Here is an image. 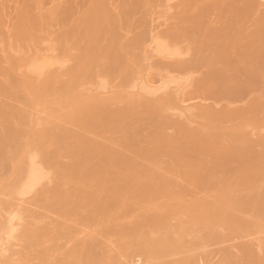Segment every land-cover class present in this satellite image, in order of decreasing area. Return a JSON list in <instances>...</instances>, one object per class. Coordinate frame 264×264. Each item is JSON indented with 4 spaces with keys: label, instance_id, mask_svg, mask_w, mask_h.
I'll list each match as a JSON object with an SVG mask.
<instances>
[{
    "label": "bare ground",
    "instance_id": "bare-ground-1",
    "mask_svg": "<svg viewBox=\"0 0 264 264\" xmlns=\"http://www.w3.org/2000/svg\"><path fill=\"white\" fill-rule=\"evenodd\" d=\"M174 1L0 0V264H264V0H181L255 20L193 63Z\"/></svg>",
    "mask_w": 264,
    "mask_h": 264
},
{
    "label": "rangeland",
    "instance_id": "rangeland-1",
    "mask_svg": "<svg viewBox=\"0 0 264 264\" xmlns=\"http://www.w3.org/2000/svg\"><path fill=\"white\" fill-rule=\"evenodd\" d=\"M68 1L69 0H65L66 5H68ZM115 1L117 2V5L120 7L121 0H115ZM132 1L133 0H131V2ZM180 3H181V0H175L174 1V4H177V8L175 10L174 9L171 10L172 11L171 12L172 13V16H170V17H173V18H171L169 20L171 22H168V23H170L168 26L163 27L161 29V33H162V36H165L172 29L182 28L183 26L186 27V28H189V30L197 31L198 35L195 38H189V37H184L182 35H179V37H177L175 39L172 38L171 41H170L171 44L177 45L180 48V50H182V51H186L188 48L191 49V52H192L191 56L189 55V57L185 58V59H187V63H193V62H197V61L199 62V61H201V60H199L200 58L198 57V49H199V44L203 41L202 38L205 39L204 43H206V45H209L208 43L212 44L211 41H216L217 39H219L222 36V33H219L218 31H220L224 27H225L224 32L226 33L228 31H230L232 28L236 27L237 25L239 27H245V28H247V27H250L251 25H253V23L255 22V20H251L252 18H249L248 19L246 17H245V19H242L240 17L239 18H236V19L233 18V20L228 19L227 16H226V13L227 12H225L223 10H221V11L216 10V11L212 12L209 15H207V14H201V10L203 8L202 6L201 7L191 8L189 10H186ZM162 10L163 9L162 8L160 9V7H157V8H154L153 9V11H155V12L156 11L157 12H161ZM77 11L78 12H82V10L81 11L77 10ZM143 14L144 13H138L137 14V18L140 19L143 16ZM197 16H199V20L201 19L200 24L202 22L206 21L209 24V27H211L212 30L211 31H208V30H205V29H200V31H199L197 27H194L193 28V25L187 26L186 23L189 22V19L192 22V19L194 17H197ZM183 17H185V18H183ZM214 30H217V31H214ZM186 39H192L193 41H188V40L186 41ZM206 47L207 46L203 47V49H205ZM205 65H206L205 62H200V64H199V67H201L200 68V72H199L198 75L195 76L197 79L200 78L201 76H203L204 74H206V73L209 72V68L205 67ZM216 68L220 70L223 67H222V65H217ZM253 99H255V101L258 100L259 102L264 103V87L263 88L260 87L257 92H255V93H253L251 95H248L247 97H245L244 101L238 102V103L232 105V107H236V108H247L248 107V104H249V101L250 100L252 101ZM223 104L224 103H221V106ZM168 135H175L176 136L177 133H176V131H168ZM101 136L106 137V138H110V139L112 138L111 134H108V133L107 134H104V135H101ZM88 137L89 138L97 139L99 141H102L103 140V137H97L94 134H89ZM117 141H118V143L120 144V147H121V145H123V143H124L123 142L124 141V138L121 137V136H118L117 137ZM121 148H123V147H121ZM151 149H154V146H151ZM255 153H256V155H264V148H262V147L256 148L255 149ZM69 161H70V159L67 157V154L64 153L63 162L68 163ZM171 162L172 161L169 160V159H164V163H163V165H161V168L162 169H160L161 170L160 171L161 174H164L167 177L168 176H171L167 172V170H166L167 164H169ZM257 162H258L257 156H255V164ZM102 166H103V168H106V164H102ZM176 179H177L178 183L186 191H188L190 194H192L193 188H192L191 185H189L188 183L184 182L180 178H176ZM263 190H264V183H261V188L255 192V196H258V199L259 200L261 199V193H262ZM250 197H251V194L246 193V195L243 196V199L248 200ZM239 198H241V197H239ZM165 201H166L165 199H161L160 200V202H165ZM153 211H154V207H150L149 208V212L152 213ZM54 219H57L56 216L54 217ZM52 221H54V220H53V216L51 215V219L48 220V222H52ZM237 243H239V241ZM231 244H234V243L228 242V243L223 244V245H220V246L211 247L210 249L208 248L206 250L207 254L206 253L205 254L208 255V256H211V254H212L211 251H213L214 253L212 255H215V254L217 255L220 250H222L223 248L225 249V247H229ZM208 251H209V253H208ZM32 254L35 256L36 252L31 253V255ZM33 255H32V257H33ZM214 257L211 256V258L208 259V260H211L210 261L211 264H213L218 259V258H216V260H213ZM34 263L35 264H40L39 260H37V259H36V261H34ZM52 263H50V264H52Z\"/></svg>",
    "mask_w": 264,
    "mask_h": 264
}]
</instances>
